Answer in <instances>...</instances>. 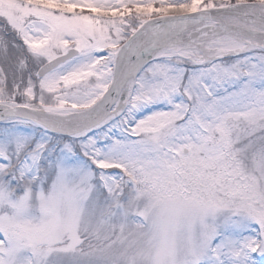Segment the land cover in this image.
Here are the masks:
<instances>
[{
    "label": "snow or ice",
    "instance_id": "6c2138e0",
    "mask_svg": "<svg viewBox=\"0 0 264 264\" xmlns=\"http://www.w3.org/2000/svg\"><path fill=\"white\" fill-rule=\"evenodd\" d=\"M0 264H264V0H0Z\"/></svg>",
    "mask_w": 264,
    "mask_h": 264
}]
</instances>
